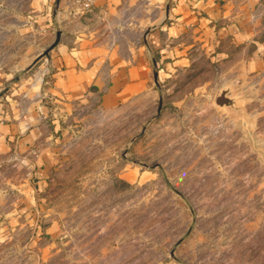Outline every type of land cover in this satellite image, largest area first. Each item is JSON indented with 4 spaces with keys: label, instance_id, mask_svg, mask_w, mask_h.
<instances>
[{
    "label": "rangeland",
    "instance_id": "obj_1",
    "mask_svg": "<svg viewBox=\"0 0 264 264\" xmlns=\"http://www.w3.org/2000/svg\"><path fill=\"white\" fill-rule=\"evenodd\" d=\"M28 1L0 0L4 80L51 49L28 65ZM211 1L149 53L147 90L49 102L39 152L0 154V264H264V0Z\"/></svg>",
    "mask_w": 264,
    "mask_h": 264
},
{
    "label": "crops",
    "instance_id": "obj_2",
    "mask_svg": "<svg viewBox=\"0 0 264 264\" xmlns=\"http://www.w3.org/2000/svg\"><path fill=\"white\" fill-rule=\"evenodd\" d=\"M69 1H28L27 28L18 27L15 33L27 45L28 65L51 49L37 71L16 76L19 70L14 69L10 79L0 77V101L8 109L0 127V154L13 149L29 158L39 152L38 145L50 136L49 102L64 106L98 93L114 105L147 90L149 53L164 52L169 41L205 32L201 29H207L208 20L197 16L199 10L210 16L212 5L216 7L211 0H95L93 12L83 13ZM41 10L42 18L37 13ZM215 11L220 12L218 6ZM39 22L45 34L37 41L32 33ZM41 71L47 79L34 81Z\"/></svg>",
    "mask_w": 264,
    "mask_h": 264
},
{
    "label": "built area",
    "instance_id": "obj_3",
    "mask_svg": "<svg viewBox=\"0 0 264 264\" xmlns=\"http://www.w3.org/2000/svg\"><path fill=\"white\" fill-rule=\"evenodd\" d=\"M95 0H70L69 6L75 7L83 13H92Z\"/></svg>",
    "mask_w": 264,
    "mask_h": 264
}]
</instances>
